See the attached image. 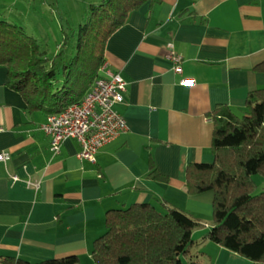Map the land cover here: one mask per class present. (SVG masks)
I'll return each instance as SVG.
<instances>
[{
	"label": "crops",
	"instance_id": "0c3cea01",
	"mask_svg": "<svg viewBox=\"0 0 264 264\" xmlns=\"http://www.w3.org/2000/svg\"><path fill=\"white\" fill-rule=\"evenodd\" d=\"M170 42L182 56V74L167 57ZM105 60L127 81L125 100L114 108L128 129L98 148L96 162L78 157L73 137L54 155L40 128L46 115L27 111L0 66V152L11 155L0 161V259L74 254L94 264L92 246L107 211L150 202L203 217L207 226L193 238L197 247L203 241L207 251L196 252L205 261L253 264L205 238L214 193H189L186 170L214 159L215 111L225 106L242 116L250 93L264 88V0H148L109 37ZM186 77L195 83L181 84ZM152 165L166 177L153 178Z\"/></svg>",
	"mask_w": 264,
	"mask_h": 264
},
{
	"label": "trees",
	"instance_id": "16d2710c",
	"mask_svg": "<svg viewBox=\"0 0 264 264\" xmlns=\"http://www.w3.org/2000/svg\"><path fill=\"white\" fill-rule=\"evenodd\" d=\"M147 1L93 3L91 17L81 25L68 61L59 59L66 40L50 56V51L23 26L0 20V66L8 70V86L22 95L28 112H40L46 118L80 102L101 76L109 37ZM247 107L242 116L225 106L215 111L214 159L188 165L186 186L191 194L214 193L213 223L205 238L254 264H264V188L257 192L255 178L260 175L264 179V88L250 93ZM149 174L156 179L166 177L154 165ZM202 220V216L175 205L160 210L150 202L110 209L104 233L93 242L94 264H204L199 252L193 254V233L207 226ZM0 264L81 262L74 254L36 262L6 255Z\"/></svg>",
	"mask_w": 264,
	"mask_h": 264
},
{
	"label": "built area",
	"instance_id": "2783aa9c",
	"mask_svg": "<svg viewBox=\"0 0 264 264\" xmlns=\"http://www.w3.org/2000/svg\"><path fill=\"white\" fill-rule=\"evenodd\" d=\"M168 58L176 73H183L182 56L175 52L172 42L168 44ZM183 85L194 84V78H182ZM127 81L119 72L108 71L105 64L101 67V76L93 83L86 96L73 103L63 112L47 116L40 128L50 137V148L54 155L61 152L63 142L73 137L78 139L81 149L78 157L96 162L98 148L109 139L128 129L127 120L115 110L116 103L124 102ZM3 127L0 121V130ZM11 155L0 152V161L7 162ZM14 180L19 179L12 175ZM29 185L39 188V181L27 180Z\"/></svg>",
	"mask_w": 264,
	"mask_h": 264
},
{
	"label": "rangeland",
	"instance_id": "374dc122",
	"mask_svg": "<svg viewBox=\"0 0 264 264\" xmlns=\"http://www.w3.org/2000/svg\"><path fill=\"white\" fill-rule=\"evenodd\" d=\"M99 1L0 0V20H10L23 26L28 34L38 38L50 51V56H53L57 52L58 44L66 40L67 43L64 47V53L59 59L68 61L72 53H74L75 43L81 25H84L91 17V5ZM61 62L59 61L58 63L61 64ZM255 178L259 184L257 192H260L264 188V179L260 175H255ZM210 219H207V221H210L209 223L211 225L213 221L211 222ZM202 228H205V226ZM204 247L202 241L200 242V247L196 246L193 252L195 253L198 250L204 252ZM205 251L207 250L205 249ZM202 255L200 254L199 256L200 261L203 258ZM183 257L186 259L185 256ZM203 263L208 264L210 260L207 258V261L204 260Z\"/></svg>",
	"mask_w": 264,
	"mask_h": 264
}]
</instances>
